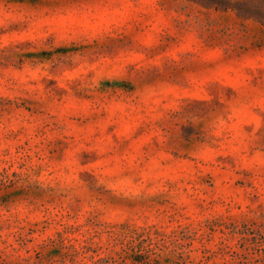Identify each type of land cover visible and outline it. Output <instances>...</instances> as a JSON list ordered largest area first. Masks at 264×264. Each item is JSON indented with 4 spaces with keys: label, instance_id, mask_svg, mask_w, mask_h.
I'll return each mask as SVG.
<instances>
[{
    "label": "clouds",
    "instance_id": "1",
    "mask_svg": "<svg viewBox=\"0 0 264 264\" xmlns=\"http://www.w3.org/2000/svg\"><path fill=\"white\" fill-rule=\"evenodd\" d=\"M224 2L250 23L214 61L140 54L121 95L102 83L106 53L142 43L146 0H0V264H127L144 239L149 264H264V0ZM76 6L114 9L128 39L41 23ZM221 64L239 91L212 79ZM239 104L260 131L235 130Z\"/></svg>",
    "mask_w": 264,
    "mask_h": 264
},
{
    "label": "rangeland",
    "instance_id": "2",
    "mask_svg": "<svg viewBox=\"0 0 264 264\" xmlns=\"http://www.w3.org/2000/svg\"><path fill=\"white\" fill-rule=\"evenodd\" d=\"M9 3L14 7H22L24 0H9ZM114 14V9L110 11L108 8H101L93 14L86 7L76 6L48 16L41 23L53 30L57 37H62L69 29H76L79 30L78 36L95 35L101 46L107 47L111 40L121 37L123 40L128 39L127 33H122L121 37L112 35ZM6 15L8 14L0 13V17ZM140 23L147 28V31L142 27L137 28V34L144 32L141 44L136 41H129L128 46L114 44L111 51L106 53L109 58H114V63H117L118 67L104 74L102 83L107 85L111 82L118 85L109 90L121 95L132 86L128 68L139 59L140 54L147 55L151 52L163 65L173 56L185 58L194 55V51L187 50L195 48L196 51L203 50L207 60L214 61L216 53L213 49L216 45L228 39L237 25L248 24L250 21L238 16L226 6L224 0H146ZM60 46L68 47L67 44ZM47 50L46 47H38L36 52L42 53ZM29 51L32 52L31 49ZM244 74L247 75V72ZM210 75L218 84L231 86V89L239 91V74L230 64L217 65ZM190 86L194 95L204 94L202 82L192 81ZM257 113L258 108L253 109L239 104L233 111L235 130L243 136L260 131L261 122ZM146 243L147 240L144 239L132 244L127 264H149L151 257L143 250Z\"/></svg>",
    "mask_w": 264,
    "mask_h": 264
}]
</instances>
